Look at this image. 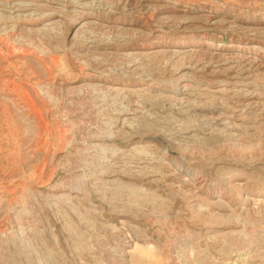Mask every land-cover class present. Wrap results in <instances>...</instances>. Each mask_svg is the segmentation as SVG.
<instances>
[{
    "label": "rangeland",
    "instance_id": "obj_1",
    "mask_svg": "<svg viewBox=\"0 0 264 264\" xmlns=\"http://www.w3.org/2000/svg\"><path fill=\"white\" fill-rule=\"evenodd\" d=\"M0 264H264V0H0Z\"/></svg>",
    "mask_w": 264,
    "mask_h": 264
}]
</instances>
